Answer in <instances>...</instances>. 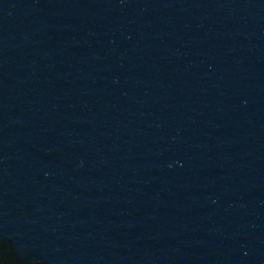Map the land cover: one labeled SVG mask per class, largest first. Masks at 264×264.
Instances as JSON below:
<instances>
[{
  "label": "water",
  "instance_id": "95a60500",
  "mask_svg": "<svg viewBox=\"0 0 264 264\" xmlns=\"http://www.w3.org/2000/svg\"><path fill=\"white\" fill-rule=\"evenodd\" d=\"M8 264H264V0H0Z\"/></svg>",
  "mask_w": 264,
  "mask_h": 264
},
{
  "label": "flooded vegetation",
  "instance_id": "af4514ba",
  "mask_svg": "<svg viewBox=\"0 0 264 264\" xmlns=\"http://www.w3.org/2000/svg\"><path fill=\"white\" fill-rule=\"evenodd\" d=\"M6 238H0V264H8L13 255L12 249L7 246Z\"/></svg>",
  "mask_w": 264,
  "mask_h": 264
},
{
  "label": "snow or ice",
  "instance_id": "6c2138e0",
  "mask_svg": "<svg viewBox=\"0 0 264 264\" xmlns=\"http://www.w3.org/2000/svg\"><path fill=\"white\" fill-rule=\"evenodd\" d=\"M20 264H23V261L22 260H20Z\"/></svg>",
  "mask_w": 264,
  "mask_h": 264
}]
</instances>
